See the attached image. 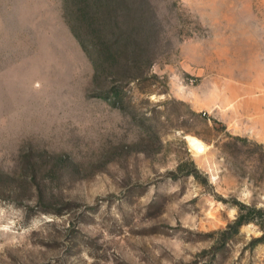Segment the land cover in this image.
<instances>
[{"label": "rangeland", "instance_id": "374dc122", "mask_svg": "<svg viewBox=\"0 0 264 264\" xmlns=\"http://www.w3.org/2000/svg\"><path fill=\"white\" fill-rule=\"evenodd\" d=\"M0 264H264V0H0Z\"/></svg>", "mask_w": 264, "mask_h": 264}, {"label": "bare ground", "instance_id": "6f19581e", "mask_svg": "<svg viewBox=\"0 0 264 264\" xmlns=\"http://www.w3.org/2000/svg\"><path fill=\"white\" fill-rule=\"evenodd\" d=\"M186 140L188 141L191 149L196 153V154H202L206 151L207 146L206 144L199 139L196 136L193 135H187Z\"/></svg>", "mask_w": 264, "mask_h": 264}, {"label": "trees", "instance_id": "16d2710c", "mask_svg": "<svg viewBox=\"0 0 264 264\" xmlns=\"http://www.w3.org/2000/svg\"><path fill=\"white\" fill-rule=\"evenodd\" d=\"M243 223L242 219L240 218L238 221H237V225H241Z\"/></svg>", "mask_w": 264, "mask_h": 264}]
</instances>
